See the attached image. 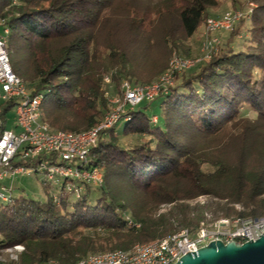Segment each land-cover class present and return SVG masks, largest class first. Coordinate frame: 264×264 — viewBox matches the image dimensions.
Listing matches in <instances>:
<instances>
[{
	"label": "trees",
	"instance_id": "obj_1",
	"mask_svg": "<svg viewBox=\"0 0 264 264\" xmlns=\"http://www.w3.org/2000/svg\"><path fill=\"white\" fill-rule=\"evenodd\" d=\"M252 2L248 35L229 30L226 47L218 42L210 60L178 75L175 87L128 110L122 132L115 126L102 135L89 156L103 172L101 187L76 198L44 183L45 201L14 195L0 205V246L25 247L8 264H75L196 231L208 214L264 218V0ZM220 4L0 0V20L10 29L14 73L44 96L45 121L82 133L111 109L106 77L118 88L125 80L152 84L174 52L190 56L189 41ZM238 38L241 50L233 47ZM11 107L1 105V119Z\"/></svg>",
	"mask_w": 264,
	"mask_h": 264
},
{
	"label": "built area",
	"instance_id": "obj_2",
	"mask_svg": "<svg viewBox=\"0 0 264 264\" xmlns=\"http://www.w3.org/2000/svg\"><path fill=\"white\" fill-rule=\"evenodd\" d=\"M242 18L239 12H227L223 16L209 19L205 25L206 40L203 54L197 59H186L175 55L170 70L150 85H135L125 80L116 95L107 92L111 109L93 128L82 133L54 130L44 119L42 94H34L12 68L8 36L10 29L0 20V107L11 103L10 111L15 118L0 117V204L13 201V185L4 184L6 179L16 176L30 177L44 174L45 183L51 190L62 188L66 193L80 198L87 186L101 187L103 172L90 166V153L102 135L112 130L122 120L128 121V110L144 102L155 100L164 91L176 84V78L211 58L217 39L209 35L217 31H229ZM106 85H113L110 77ZM1 113V109H0ZM11 122L15 130L8 129ZM58 202V193H52ZM264 235V218H210L196 231L183 229L161 240L139 244L131 250H115L86 256L75 264H176L182 257L195 254L212 242L224 244L255 242Z\"/></svg>",
	"mask_w": 264,
	"mask_h": 264
},
{
	"label": "rangeland",
	"instance_id": "obj_3",
	"mask_svg": "<svg viewBox=\"0 0 264 264\" xmlns=\"http://www.w3.org/2000/svg\"><path fill=\"white\" fill-rule=\"evenodd\" d=\"M220 2L221 4L219 8L211 11L210 16L207 17V20L212 19V18L213 19L218 18L227 12H232V11L239 12L240 14H242L241 20L244 22L242 23V21L240 20L239 22L235 24L234 27L235 29L237 28L235 33L238 31H242L243 32L242 34H244V36L248 35L249 34L248 29L251 28L250 23H249L250 16L254 8H256V4L253 3L252 0H220ZM245 22H247V24H245ZM205 25L189 41V45L191 48L190 56H187L180 52L179 53L174 52L170 60L169 68L164 73L170 70L171 62L175 55L181 56L182 58H186V59H192V60L193 59L195 60L199 58L200 56H202L203 44L206 40ZM229 35H230V31L223 30V31H217V32L212 33L211 35H209V38L217 39L219 43L221 42L223 47H226L227 41L229 39ZM241 42H244V39L238 38L237 43L234 44L233 47L236 50H241L243 48V45ZM157 79L158 78H156L152 83L156 82ZM119 88L116 85H110L109 91H111L110 92L111 95L113 96L116 95L119 91ZM145 104L146 102H144L142 105H145ZM154 114L157 117H153L152 120L156 124L158 123L159 119H161L160 110L155 111ZM250 116H253V115H250ZM14 118H15V111H10L8 114V119H11L12 121V119ZM124 125L125 124L123 121L118 123L115 127L116 132L117 133L122 132ZM8 129L16 131V129H14V127L12 126L11 122L8 123ZM121 140L123 144L127 146H131L135 142V139L131 137H121ZM45 180L46 179L44 178V174L39 172L30 177L16 176L13 180L6 179L4 181V184H7L8 186L13 185V188L15 189V193H14L15 195H18V196L25 195L26 197L30 199H34L38 201H45L47 199V193H46L45 186H44V183L46 182ZM236 209L241 210L242 208L237 206ZM208 216L210 218H215L211 214H208L206 218H208ZM3 238L4 237L0 234V242L3 240ZM24 252H25V247L22 245H17L15 247H8V248L0 246V264H8L9 262H18L20 255L23 254Z\"/></svg>",
	"mask_w": 264,
	"mask_h": 264
},
{
	"label": "water",
	"instance_id": "obj_4",
	"mask_svg": "<svg viewBox=\"0 0 264 264\" xmlns=\"http://www.w3.org/2000/svg\"><path fill=\"white\" fill-rule=\"evenodd\" d=\"M176 264H264V235L255 242L243 244L212 242L197 253L182 257Z\"/></svg>",
	"mask_w": 264,
	"mask_h": 264
}]
</instances>
